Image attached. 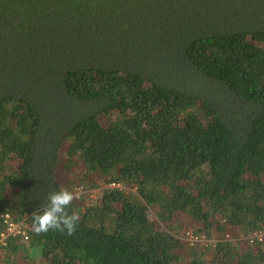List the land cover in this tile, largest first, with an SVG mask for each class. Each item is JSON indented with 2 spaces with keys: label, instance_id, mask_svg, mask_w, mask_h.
I'll list each match as a JSON object with an SVG mask.
<instances>
[{
  "label": "trees",
  "instance_id": "1",
  "mask_svg": "<svg viewBox=\"0 0 264 264\" xmlns=\"http://www.w3.org/2000/svg\"><path fill=\"white\" fill-rule=\"evenodd\" d=\"M76 187L75 234H35ZM6 215L28 239L0 264H264L185 241L264 227V0H0Z\"/></svg>",
  "mask_w": 264,
  "mask_h": 264
},
{
  "label": "clouds",
  "instance_id": "2",
  "mask_svg": "<svg viewBox=\"0 0 264 264\" xmlns=\"http://www.w3.org/2000/svg\"><path fill=\"white\" fill-rule=\"evenodd\" d=\"M77 199L76 191L62 188L48 194L47 203L42 204L32 213V226L35 234H47L58 231L72 236L77 230L79 217L75 212H69L73 201Z\"/></svg>",
  "mask_w": 264,
  "mask_h": 264
},
{
  "label": "built area",
  "instance_id": "3",
  "mask_svg": "<svg viewBox=\"0 0 264 264\" xmlns=\"http://www.w3.org/2000/svg\"><path fill=\"white\" fill-rule=\"evenodd\" d=\"M108 188L114 189H123V185L121 184H110ZM77 193V197L80 195H83L86 192L83 187H76L74 189ZM90 196L92 197V192H90ZM4 230L0 232V255L8 248L10 244V239L13 238H24L28 239V226L26 225L25 221H22L20 223H15L10 219L9 215L5 216L4 219ZM185 241L189 243V245H211V244H217L219 242H245L249 246H257L264 244V227H261L259 229H256L252 231L251 233L247 235L240 236L236 239H234L230 234L225 235L222 240H212L211 238H207L206 236L202 235H195L192 232L186 233Z\"/></svg>",
  "mask_w": 264,
  "mask_h": 264
},
{
  "label": "rangeland",
  "instance_id": "4",
  "mask_svg": "<svg viewBox=\"0 0 264 264\" xmlns=\"http://www.w3.org/2000/svg\"><path fill=\"white\" fill-rule=\"evenodd\" d=\"M121 185H123V184H121ZM108 186L109 185H107V184H104V183H101V184H99V188L98 189H95L94 191H92V200H96L98 197H99V193L101 192V191H103L104 189H106V188H108ZM124 186V185H123ZM124 188H125V186H124ZM132 191H136V189H134V190H132ZM212 240H216V238H212ZM188 243V242H187ZM212 246H215V244H211ZM204 247V246H203ZM201 247L200 246H198L197 247V245L195 246V245H189V247H188V255H189V257L190 256H192V254H194L197 250H199ZM201 250V249H200ZM205 250H203V252H204ZM211 254V252L208 254V255H210Z\"/></svg>",
  "mask_w": 264,
  "mask_h": 264
}]
</instances>
